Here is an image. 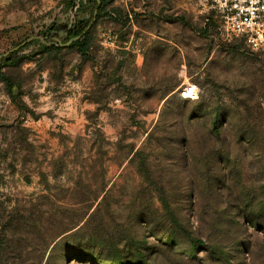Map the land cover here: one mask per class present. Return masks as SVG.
Returning <instances> with one entry per match:
<instances>
[{
	"label": "rangeland",
	"instance_id": "1",
	"mask_svg": "<svg viewBox=\"0 0 264 264\" xmlns=\"http://www.w3.org/2000/svg\"><path fill=\"white\" fill-rule=\"evenodd\" d=\"M106 2L0 0V55L27 41L0 79V264H264V51L201 0Z\"/></svg>",
	"mask_w": 264,
	"mask_h": 264
},
{
	"label": "built area",
	"instance_id": "2",
	"mask_svg": "<svg viewBox=\"0 0 264 264\" xmlns=\"http://www.w3.org/2000/svg\"><path fill=\"white\" fill-rule=\"evenodd\" d=\"M130 2L132 0H123ZM203 11L220 13L223 34L230 39L241 38L253 51H264V0H201ZM106 46L116 47L118 36L112 32L103 34ZM181 95L188 100L199 97L196 85L186 84Z\"/></svg>",
	"mask_w": 264,
	"mask_h": 264
},
{
	"label": "trees",
	"instance_id": "3",
	"mask_svg": "<svg viewBox=\"0 0 264 264\" xmlns=\"http://www.w3.org/2000/svg\"><path fill=\"white\" fill-rule=\"evenodd\" d=\"M106 6H107L106 0H100V4L98 3L97 0H95V7L94 8H95V11H97L98 16H102L103 13H108ZM113 10L115 11L116 9H113ZM68 37L69 38H67V39H72V38L76 39L77 38L76 40L73 41L72 46L75 47L81 55L86 57L88 55L89 50H90L91 40H92V34H91V29L89 28V24L85 25L83 22H80L79 24L75 23L74 30L72 33H70V35H68ZM25 41L17 44L13 48L21 45ZM67 41L68 40H66V42ZM44 48H52V47H44ZM20 51H21V48L17 51L9 53L6 57H4L2 59V63L0 64V79L2 81L6 82V83L9 82L8 77L5 76L4 73H2V69L4 67H6V66H17L21 62H23V60L25 59V57L19 56ZM186 100H188V99H186ZM186 261L190 262L192 264L195 262H198L197 259H193L191 257H187ZM144 264H147V263H144Z\"/></svg>",
	"mask_w": 264,
	"mask_h": 264
},
{
	"label": "water",
	"instance_id": "4",
	"mask_svg": "<svg viewBox=\"0 0 264 264\" xmlns=\"http://www.w3.org/2000/svg\"><path fill=\"white\" fill-rule=\"evenodd\" d=\"M97 1H98V3L100 4V0H97ZM69 32L71 33V31H69ZM76 39H77V38H76ZM76 39H73V40H76ZM26 42H27V41H25L24 43H22L21 45L15 47V48L9 50L8 52H6V53L0 55V64H1V61H2V59H3L4 57H6V56H7L9 53H11V52H14V51L19 50L23 45H25ZM46 44H47V43H46ZM48 44H52V43H48ZM53 44H61V41H60V40H57V41H55V43H53Z\"/></svg>",
	"mask_w": 264,
	"mask_h": 264
}]
</instances>
